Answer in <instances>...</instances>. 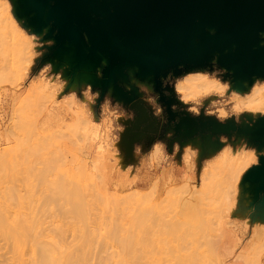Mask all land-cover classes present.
I'll return each instance as SVG.
<instances>
[{"label": "rangeland", "instance_id": "374dc122", "mask_svg": "<svg viewBox=\"0 0 264 264\" xmlns=\"http://www.w3.org/2000/svg\"><path fill=\"white\" fill-rule=\"evenodd\" d=\"M14 3L0 0V161L5 162L0 166V210L10 223L22 224L14 229L3 218L22 243L12 244L14 238L0 232V264H42L46 259L59 264V252L73 258L86 241V256L78 257L86 258L85 264H264L259 196L251 202L256 212L251 210L245 221L234 217V208L223 209L220 189L200 213L208 178L240 192L247 172L264 158V140L256 143L264 106L256 101L251 107L247 100L264 89V78L235 83L231 73L224 75L240 94L217 105L232 117L224 124L203 112L199 117L173 112L170 106L177 101L161 88L169 72L156 88L152 77H139L133 67L109 78L105 61L96 67L77 65L72 54L57 52L48 28L35 32L19 18ZM140 84L159 94L157 103L139 91ZM156 141L167 145V156L150 153ZM61 187L72 188L71 195L78 192L71 200L82 202L85 222H75L70 214L74 202L65 199ZM10 191L18 203L21 199L19 206L9 199ZM200 216H206L205 228Z\"/></svg>", "mask_w": 264, "mask_h": 264}, {"label": "water", "instance_id": "95a60500", "mask_svg": "<svg viewBox=\"0 0 264 264\" xmlns=\"http://www.w3.org/2000/svg\"><path fill=\"white\" fill-rule=\"evenodd\" d=\"M15 2L18 17L31 29L48 28L59 54H72L77 65L105 61L109 78L133 67L158 88L168 72L204 69L213 58L235 83L264 78V0ZM263 140L264 120L256 127V143ZM256 174L258 183L247 187L254 202L259 196L264 205V158L245 177Z\"/></svg>", "mask_w": 264, "mask_h": 264}, {"label": "clouds", "instance_id": "9594fccd", "mask_svg": "<svg viewBox=\"0 0 264 264\" xmlns=\"http://www.w3.org/2000/svg\"><path fill=\"white\" fill-rule=\"evenodd\" d=\"M85 39L87 38L85 37ZM216 63V58H213L211 70H190L181 72L180 75H173L172 72H169L162 78L161 88L165 89L163 95L165 97L174 95L177 101L170 106L171 111L187 112L195 117H199L203 112V114L206 113L208 116L214 117L221 124L232 119L224 107H217V105L225 97L240 94L232 90L229 80L223 78L227 69L218 68ZM100 75L101 73L97 71V76ZM138 88L140 92L150 94L154 102L157 103L160 98L159 94H151L149 88L143 84L138 85ZM167 89H171V93ZM159 113H164V108L161 105H159ZM167 135L170 138L172 133L169 132ZM139 147L141 148V146ZM172 148H175L178 153L180 151L179 143L175 142ZM150 153H160L162 156H167V145L164 141H156L152 144Z\"/></svg>", "mask_w": 264, "mask_h": 264}, {"label": "bare ground", "instance_id": "6f19581e", "mask_svg": "<svg viewBox=\"0 0 264 264\" xmlns=\"http://www.w3.org/2000/svg\"><path fill=\"white\" fill-rule=\"evenodd\" d=\"M14 7H16V2L14 3ZM235 85H237V84H235ZM248 104H250V106L251 107H254L255 108V106L253 105V103L255 102L256 103V101L258 102L257 103V105H259V106H264V89L262 90V91H257V92H255L253 95H251L248 99ZM264 120V118H262L260 121L262 122ZM185 124H183V126H184ZM184 127H186V128H188L186 125L184 126ZM183 127V128H184ZM186 131V130H185ZM189 132V131H188ZM191 132V131H190ZM183 133H185V132H183ZM187 133V132H186ZM185 133V134H186ZM184 134V135H185ZM191 135V134H190ZM189 135V136H190ZM185 136H187V135H185ZM206 144L207 142H204L203 141V144ZM212 144V143H211ZM202 145V144H201ZM201 145H200V147H201ZM214 145V144H213ZM207 146V145H206ZM211 146V145H210ZM214 146H216V145H214ZM213 146V147H214ZM199 147V148H200ZM213 147H212V152H213ZM202 148H204V147H202ZM202 148H200V150L202 149ZM207 148H208V146H207ZM206 148V149H207ZM210 148V147H209ZM205 149V150H206ZM203 150V149H202ZM210 150H211V148H210ZM208 151V150H207ZM203 152H204V150H203ZM202 152V153H203ZM209 152L210 151H208V153H205V154H209ZM211 152V153H212ZM204 155V154H203ZM2 163L4 164L5 162H3L2 161ZM1 163V161H0V166L1 165H3ZM235 178V176L234 177H232L231 179L233 180ZM231 180V181H232ZM70 187H74V186H70ZM70 187H66V189H68V192L70 191V190H72V188H70ZM61 188H63V189H61ZM61 188H59V189H61V190H59V191H61V193H62V195L64 194V190H65V194H64V197L66 196V197H68V199H66V197H65V199L69 202V200H71L73 197L75 198V197H77V193H75L74 192V190L73 191H71V193L73 192V193H75L76 195L75 196H72L73 195V193H72V195L70 194V192H69V194H68V192H66L67 190L66 189H64V187H61ZM221 190V194L218 192V190ZM219 190V191H220ZM12 192H14V190H11ZM11 191H10V193H9V195L11 194V196L9 197V199L10 200H12L13 199V203L16 205V200H17V203H18V200H19V198H17L16 200L13 198V196H14V193H11ZM78 191V190H77ZM216 191L218 192V194H219V202H220V204H221V206L223 207V209H225V210H227V211H231L233 208H234V206H235V204H236V201H237V197H238V194H239V189H237L234 185H232V184H227L226 186H223V187H221L220 186V184H219V182H218V179H216L215 177H213V178H208L207 180H206V182L204 183V186H203V192H201V200H202V202H201V206H200V208H201V210H200V213L201 212H203V211H205V210H208V208L210 207V205L209 204H211V202L212 201H210V200H213V198H212V194H215L216 193ZM217 194V195H218ZM8 195V196H9ZM13 195V196H12ZM69 195H71V196H69ZM16 196V195H15ZM12 197V198H11ZM17 197V196H16ZM15 197V198H16ZM72 197V198H71ZM77 199V198H76ZM15 200V201H14ZM78 200H80V199H78ZM207 200V201H206ZM72 201V200H71ZM71 201H70V203H71ZM72 202H74V200L72 201ZM81 202V201H80ZM206 202V203H205ZM23 203V202H22ZM78 203V204H77ZM13 204V205H14ZM21 204V199H20V202L18 203V206ZM71 204H73V205H75L74 207H73V205H72V207H73V210H72V207L70 208L71 209V212H70V210H69V212H70V214H72V216L73 217H75L76 219H74L73 217V219L75 220V222L77 221V220H79V221H81V223L82 222H85L86 220H87V216H86V213L84 212V210L82 211L81 209H80V206L82 205V202L81 203H79V201L78 202H76V200H75V202L74 203H71ZM80 204V205H79ZM24 205V203L20 206L21 208H22V206ZM76 205H78V206H76ZM250 206H252L251 205V203L249 204ZM17 206V207H18ZM199 208V209H200ZM252 209V208H251ZM253 210V209H252ZM3 211V210H2ZM68 212V213H69ZM0 213H2L1 212V210H0ZM5 215V213H2L1 215L3 216V217H1L0 216V232L4 235V237H10V241H11V239H13L14 238V240H12L13 242H12V244H14V242H15V245H18L19 243H17V241H18V239H17V241H16V233H15V230L14 229H16V226L18 227V225H21V226H19V227H21L22 228V224H18V221H16V223H17V225L16 226H13L14 224H16L15 223V220L14 221H11V223H10V220L8 219H6L5 217H7L6 215H5V217H4V215ZM69 214V215H70ZM250 216H252V215H250ZM3 218H5V219H3ZM8 218V217H7ZM4 220H5V222H7L8 223V221H9V224L8 225H10L11 224V226H12V228H14V229H11V230H8L6 227H5V223H4ZM245 221V220H244ZM205 222H206V216H200V221H199V223H201V224H203V226H204V228H205ZM20 223V222H19ZM22 223V222H21ZM77 223H78V221H77ZM7 225V224H6ZM24 225V224H23ZM80 225H82V224H80ZM84 225V224H83ZM18 227V228H19ZM10 228V227H9ZM17 228V229H18ZM21 228H20V230H21ZM24 229H25V227H23ZM19 230V233L21 232ZM17 231V230H16ZM24 231V230H23ZM82 232H83V230H82ZM18 233V234H19ZM26 233V232H25ZM18 234H17V236H18ZM20 234H22V233H20ZM84 235V234H83ZM88 235V234H87ZM87 235H85V236H87ZM90 235V234H89ZM89 235L87 236V237H89ZM1 237H2V235H0ZM11 237H13V238H11ZM18 237H20V235L18 236ZM21 237H23V241H25L26 239L25 238H27L26 236H24V232H23V236H21ZM25 237V238H24ZM81 237H82V235H81ZM7 239V238H6ZM9 239V238H8ZM82 239V238H81ZM88 239V238H87ZM84 240H85V238L83 237V239H82V241L81 242H84ZM223 240V239H222ZM20 241H22V239L20 240L19 239V242ZM224 241V240H223ZM17 243V244H16ZM22 242H20V244H21ZM24 243V242H23ZM87 243H89V242H87L86 241V243L84 242V243H81V246L79 245V247H81V248H79V250L81 249V251L80 252H78V256L76 255V254H74L75 256H77V257H75V256H73V258H76V259H73L72 258V253L71 254H67L68 252H64V254H67L66 256H68V259H66V258H64L63 256H64V254L61 256L60 255V253L61 252H59V256L56 254V257L58 256V257H60L59 258V260L60 259H66L65 261H63V259H62V262H65V264H66V262H67V260H68V262L70 261V262H72V260H77V261H73L74 263H76V264H79V261H80V263L82 262V264H85V259L86 258H84L83 259V261L81 260V257L80 258H78L79 256H81V255H84L86 252H84V251H82L83 249H84V246H86L87 245ZM19 244V245H20ZM84 244V245H83ZM86 244V245H85ZM18 245V246H19ZM39 245H42V244H39ZM38 245V246H39ZM83 245V246H82ZM14 246V245H13ZM17 246V247H18ZM45 246H47V245H45ZM40 247V246H39ZM38 247H36V249H37ZM42 248H45L46 249V247H44V245H43V247ZM41 248V249H42ZM52 248V247H51ZM50 248V249H51ZM83 248V249H82ZM14 249H16L15 247H14ZM39 249V248H38ZM48 249H49V247H48ZM48 249H46L48 252H49V250ZM37 251V250H36ZM55 251V252H54ZM38 253H39V250L37 251ZM41 252H45L44 254H46L47 252L43 249V251H41ZM54 252V253H53ZM223 252H225V253H228V252H230V251H225V250H223ZM37 253V254H38ZM51 253H53L52 255L54 256L55 255V253H57L56 252V250H52V252ZM51 253H50V257H51ZM70 253V252H69ZM77 253V252H76ZM84 253V254H83ZM48 254L49 253H47L46 255L48 256ZM81 254V255H80ZM45 255V256H46ZM71 255V257H69ZM40 256H42V255H40ZM44 256V257H45ZM65 256V257H66ZM86 256V254L83 256V257H85ZM38 257H39V255H38ZM47 258V257H46ZM48 258H49V256H48ZM39 259H41V258H39ZM38 259V260H39ZM53 259H54V257H53ZM70 259H72V260H70ZM80 259V260H79ZM42 260H43V258H42ZM41 260V261H42ZM56 260V259H55ZM55 260H51V259H46V260H44L43 262L44 263H42V262H40V263H42V264H58V261H56L55 262ZM58 260V259H57ZM234 260H236L237 261V259H234ZM54 262V263H53ZM60 263H62L61 262V260L59 261ZM39 263V262H38ZM59 263V264H60ZM74 263H72V264H74ZM63 264V263H62ZM71 264V263H70Z\"/></svg>", "mask_w": 264, "mask_h": 264}, {"label": "crops", "instance_id": "0c3cea01", "mask_svg": "<svg viewBox=\"0 0 264 264\" xmlns=\"http://www.w3.org/2000/svg\"><path fill=\"white\" fill-rule=\"evenodd\" d=\"M247 179L248 180L245 182V184L240 189V192L238 194V198H237V201L234 207V217L237 220H244L252 209L254 210V212H256V208H254L253 205L252 206L249 205L252 202V200L254 201V198H253L254 195H251V193L247 191L248 189L247 186L250 184H253L255 186L256 183H258L260 179V174L256 175V177H253L251 179L250 177H248Z\"/></svg>", "mask_w": 264, "mask_h": 264}]
</instances>
